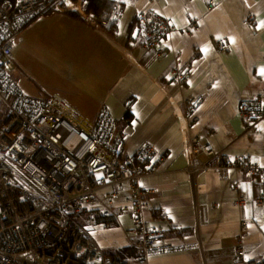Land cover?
Wrapping results in <instances>:
<instances>
[{
	"label": "crops",
	"instance_id": "obj_1",
	"mask_svg": "<svg viewBox=\"0 0 264 264\" xmlns=\"http://www.w3.org/2000/svg\"><path fill=\"white\" fill-rule=\"evenodd\" d=\"M113 1L114 22L105 26L48 12L36 15L19 36L35 39L40 30L48 32L51 52L62 55L63 69L77 80L70 90L94 96L90 99L98 103V127L89 131L109 152L127 156L154 142L167 154L162 172L139 179L149 204L147 219L164 224L160 240L173 246L171 252L151 256L149 264H240L238 243L247 257L261 255L264 206L251 198L264 192V173L228 169L222 179L216 170L189 175L185 166L187 139L196 137L202 145L264 168V118L247 128L248 119L239 114L243 101L264 93V0ZM148 8L171 28L160 41L163 54L141 46L138 14ZM248 12L255 15L252 22ZM191 18H197V30L190 27ZM176 74L187 76L186 81H173ZM197 94L204 99L192 114L188 101ZM238 195L246 197L240 208L232 203ZM109 222L87 230L103 253H120L133 264L135 252L130 255L128 248L135 249L130 241L136 242L137 235L130 216L120 212L118 222Z\"/></svg>",
	"mask_w": 264,
	"mask_h": 264
},
{
	"label": "built area",
	"instance_id": "obj_2",
	"mask_svg": "<svg viewBox=\"0 0 264 264\" xmlns=\"http://www.w3.org/2000/svg\"><path fill=\"white\" fill-rule=\"evenodd\" d=\"M71 10L91 27L106 24L100 17L85 13L82 0L0 2V102L9 108L7 119L0 124V264H129L104 254L87 230L108 227L106 219L118 222L120 212L130 216L132 232L137 235L136 242L130 241L139 251L133 264H149L151 256L171 252L173 246L160 240L165 230L162 222H147L149 204L139 179L162 172L167 154L158 151L154 142L140 145L125 158L122 153L109 152L98 136L80 123L78 110L56 93L40 102L14 100L16 88L10 72L19 33L39 13L67 15ZM254 18L253 12L247 13L249 21ZM138 22L141 46L163 54L159 46L170 32L168 21L148 8L138 14ZM189 25L197 30V18L189 19ZM224 48L222 44L220 49ZM186 78L176 74L173 81L180 83ZM250 98L257 100L256 108H249L245 102L239 107V114L248 119L247 128L264 118V93ZM203 99L202 94L190 98L192 114ZM105 125L102 121V131ZM187 143L189 159L193 157L185 166L189 175L206 169L216 170L222 179L227 178L228 169L255 176L264 173L260 165L229 157L209 143L200 144L196 137ZM251 200L264 206V192ZM245 202L243 195L232 201L236 208ZM89 204L96 207L89 208ZM82 214H89L85 225L73 218ZM236 249L240 264H264V251L247 257L241 243Z\"/></svg>",
	"mask_w": 264,
	"mask_h": 264
},
{
	"label": "rangeland",
	"instance_id": "obj_3",
	"mask_svg": "<svg viewBox=\"0 0 264 264\" xmlns=\"http://www.w3.org/2000/svg\"><path fill=\"white\" fill-rule=\"evenodd\" d=\"M41 15L44 14L39 13V16ZM67 17L75 22L80 23L82 21L73 10L67 13ZM49 36L48 32L41 30L35 35V39L29 35L25 36V33L19 36V47L17 45V50L12 54L13 67L10 72V79L16 88V98L21 101L40 102L47 99L49 95L58 93L76 106L80 115L79 120L83 122L85 128L90 131L94 130L98 127V103L90 99L94 96H87L70 90L76 78L69 77L66 70L63 69L62 55H55L51 52L52 48H49L48 43L50 42ZM24 37L26 41L20 46ZM8 115L9 108L0 102V122H4ZM189 160L190 163L193 162V157ZM88 207L94 208L96 205L89 204ZM88 216L89 214H82L73 218L83 224ZM146 220L149 222V219Z\"/></svg>",
	"mask_w": 264,
	"mask_h": 264
},
{
	"label": "trees",
	"instance_id": "obj_4",
	"mask_svg": "<svg viewBox=\"0 0 264 264\" xmlns=\"http://www.w3.org/2000/svg\"><path fill=\"white\" fill-rule=\"evenodd\" d=\"M1 1H3V0H0V2ZM82 3H83V9L86 12H91V13H94L95 15H98L100 18L104 19L107 23H110V22L113 23L114 22V16H115L114 15L115 14L114 11L117 9L115 1H113V0H82ZM61 15H64V14H61ZM15 97H17L16 94H15ZM250 99H248L246 101H243V102H245L248 105L249 108H251L252 106H254V107L258 106V103H256L257 100L256 101H251ZM20 105H22V104L18 103V106H20ZM128 114L129 113L127 112L126 113V117H125L126 119L129 117ZM1 123L2 122H0V124ZM119 153H121V151ZM122 156H123V154H122ZM127 156H123V157L125 158ZM106 220L109 221L108 219H106ZM135 249L132 248V247L128 248V250H130L131 254L127 250L126 251L124 250V251L126 253L130 254V255H134V252H135V257H137V255L139 254V251H138L137 248H135ZM106 255H110L112 257L121 259V254L120 253L109 252Z\"/></svg>",
	"mask_w": 264,
	"mask_h": 264
},
{
	"label": "snow or ice",
	"instance_id": "obj_5",
	"mask_svg": "<svg viewBox=\"0 0 264 264\" xmlns=\"http://www.w3.org/2000/svg\"><path fill=\"white\" fill-rule=\"evenodd\" d=\"M262 26H264V22H262ZM261 74L264 75V68L261 69Z\"/></svg>",
	"mask_w": 264,
	"mask_h": 264
},
{
	"label": "bare ground",
	"instance_id": "obj_6",
	"mask_svg": "<svg viewBox=\"0 0 264 264\" xmlns=\"http://www.w3.org/2000/svg\"><path fill=\"white\" fill-rule=\"evenodd\" d=\"M212 146V145H211ZM213 148V147H212ZM162 170H163V168H162ZM206 170H214V169H206ZM206 170H204V171H206Z\"/></svg>",
	"mask_w": 264,
	"mask_h": 264
}]
</instances>
